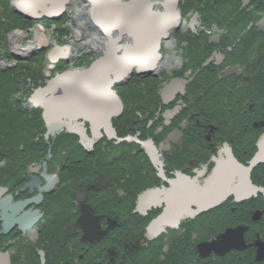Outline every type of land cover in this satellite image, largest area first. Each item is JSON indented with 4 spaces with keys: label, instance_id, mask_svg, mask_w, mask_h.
<instances>
[{
    "label": "flooded vegetation",
    "instance_id": "1",
    "mask_svg": "<svg viewBox=\"0 0 264 264\" xmlns=\"http://www.w3.org/2000/svg\"><path fill=\"white\" fill-rule=\"evenodd\" d=\"M64 20L75 23L72 41L52 77L62 68H85L96 57L82 47L85 30L92 31V25L81 0H70ZM49 23L35 24L29 32L40 26L49 27L48 36L55 28L65 32L63 24ZM202 36L191 28L179 31L161 47L154 74L134 75L116 87L124 111L112 120L113 137L103 128L96 139L86 122V135L95 141L91 147L81 144L77 134H60L77 143L75 155L52 150L0 159V264H264V252L255 246L264 243V163L250 174L255 192L240 187L236 177L237 189L247 193L240 201L221 186L225 177L216 172L229 165V150L240 165L250 167L259 154L264 122L250 121V107L239 108V122L218 119L219 89L227 84L232 94L247 93L251 78L239 66L230 67H238L241 74L223 77L228 66L216 73L226 51L220 42L204 43ZM183 37L194 43L180 42ZM49 40L42 53L47 67L41 83L47 82L49 54L63 46L55 34ZM189 45L195 49L191 56L184 51ZM204 54L208 56L200 69L196 66ZM173 81L180 87L164 99L162 92ZM203 85L208 92L202 91ZM233 85L238 87L233 90ZM258 97L264 99V94ZM121 132L128 135L120 137ZM72 182L74 186L65 187ZM31 183L33 192L27 188ZM40 188L48 190L40 194ZM148 191L160 196L141 209L139 198ZM207 193H216L215 203L199 209ZM175 199L191 206L152 231L159 217L171 214ZM238 228L244 229L243 249L223 237Z\"/></svg>",
    "mask_w": 264,
    "mask_h": 264
},
{
    "label": "water",
    "instance_id": "2",
    "mask_svg": "<svg viewBox=\"0 0 264 264\" xmlns=\"http://www.w3.org/2000/svg\"><path fill=\"white\" fill-rule=\"evenodd\" d=\"M85 1L93 29L107 39L105 49L88 68L69 69L52 77L51 72L61 59L60 55H66L68 50V47L57 46L48 57L51 66L46 76V85L36 89L28 99V103L29 110L34 108L42 110V118L46 126L45 139L55 138L64 131H68L79 135L81 144L85 147H91L95 141L88 139L84 124L86 122L91 124L96 139L101 137V129L104 128L108 133L112 128V120L119 118L124 111L121 98L116 93V87L128 84L134 75L146 78L154 74L161 63L159 52L162 44L171 41L177 31H185L186 27L196 32L195 27L199 25V21L197 13L189 22L183 18L182 0ZM250 1L242 0L243 8L247 7ZM68 3L69 0H15L12 2L11 9L28 21H39L43 18L59 21ZM42 31V37L36 41L32 50L24 56L13 55L17 61H26L46 51L49 40L45 30L42 29ZM236 73L241 74V70L237 67L228 68L223 73V77ZM179 87L180 84L177 81L171 82L163 90V98L173 96ZM171 116L172 112H168L166 118L169 119ZM258 148L259 154L251 162L250 167L240 165L229 150L227 152L229 165H225V169L219 168L216 171L218 177H225V182L221 186L231 189L230 194H236L238 201L242 200L247 193L238 190L234 181L238 177L240 187H245L247 192L254 190L250 174L256 165L264 163V136ZM32 186L31 183L27 185V188L31 187L33 192ZM47 190L39 189L40 194ZM201 190L199 189V192L203 193ZM159 196V193L155 191H148L140 196L141 209L147 208V205L157 200ZM179 202L186 203L175 199L171 214L159 217L154 222L152 231H159L169 219L168 217L175 214L174 217L179 218V211L186 213L191 206L179 205ZM214 203L212 200H204L198 206L199 209L206 210ZM243 231V228H238L223 237L231 238V242L236 241L235 248L243 249ZM255 246L260 247L261 252H264V243L257 242Z\"/></svg>",
    "mask_w": 264,
    "mask_h": 264
},
{
    "label": "trees",
    "instance_id": "3",
    "mask_svg": "<svg viewBox=\"0 0 264 264\" xmlns=\"http://www.w3.org/2000/svg\"><path fill=\"white\" fill-rule=\"evenodd\" d=\"M10 1L0 0V61L13 60L8 51V36L16 30L26 31L32 25L12 12ZM183 6L186 9L184 12L188 9L198 11L205 27L216 25L227 32L226 36H222L220 43L226 51L227 59L216 73L219 74L227 66H239L244 74L251 78L247 93L240 92L241 97L235 92L232 94L227 84L219 89L221 91L217 97L218 119L228 120V117L229 120L239 122L237 117L242 108L250 107V121L254 119L264 122V99L258 97L259 93L264 94V31L257 29V24L264 17V0H253L245 10L241 8L240 0H184ZM204 35L201 41L207 43L208 37ZM227 47H230L231 51H227ZM184 51L191 56L195 51L194 45H189ZM207 56H201L196 67L201 69ZM38 60L36 57L30 62L37 63ZM26 63L0 69V159L30 153L46 155L49 149L72 155L79 153L77 143L66 135L57 137L55 141L50 139L47 143L44 139L46 128L41 116L42 111L39 109L29 113L24 108L33 90L43 85L42 75H32L29 70L31 66ZM208 70L203 72L208 73ZM228 79L218 80L217 86L220 87ZM204 80L202 79V82ZM236 87L233 85L232 89L235 90ZM208 88L203 85L202 91L208 92Z\"/></svg>",
    "mask_w": 264,
    "mask_h": 264
},
{
    "label": "rangeland",
    "instance_id": "4",
    "mask_svg": "<svg viewBox=\"0 0 264 264\" xmlns=\"http://www.w3.org/2000/svg\"><path fill=\"white\" fill-rule=\"evenodd\" d=\"M13 1L14 0H11L10 2H13ZM184 7L185 6H183V13H184V15H186V13H187V15L190 16L192 13L195 12L192 9H188V11L184 12V10H186ZM188 16H187V18H188ZM62 24H63V26H65L64 29H65V32H67V33H65V32L64 33H59V32H57L56 35H57V37L59 38V40L63 44L70 45V43L72 41V34H73V33H71L72 31H70V30L74 29L75 23H73V22L70 23V22L64 21V22H62ZM257 25L260 26L261 28H264V17H263V19ZM73 31H75V30H73ZM85 32H86V35L87 36L93 37V33H92L91 29L87 28L85 30ZM55 33H56V30H55ZM21 34L22 35H18L20 37L14 35V34L12 35V37L10 36V39H9L10 40V43H9V51H10V53H15V54H18L19 55L21 53L20 52L21 50L22 51H28V50L34 48L36 41L39 39V37L42 36V32H40L39 30H35V31L31 32V33L30 32H28V33L24 32V34H23V32H21ZM53 35L49 34V37L52 38ZM185 41H187L188 43H192L190 40H185ZM171 44H172V47H173V43H171ZM173 52H174L173 54L175 56L177 54L176 53V50H174ZM36 57L39 58V60H38L37 63H35V62H32L31 63L30 62V63H26V65L27 66H31V68H29V70L31 71V74L32 75H36V74L37 75L38 74L39 75H43V73H44V71L46 70V67H47V62H46V60L44 58L45 57V54L44 55L43 54H40V55L34 56V58H36ZM41 60H42V65H41ZM12 62H14V61H12ZM171 64L173 65L174 63L171 62ZM68 68H72V67H68ZM60 70H65V68H62ZM121 133L122 134H120V137H122V136L125 137L126 135H128L127 133H124V132H121ZM74 183L75 182L66 184L65 187L66 188L72 187V186H74ZM226 224H227V222L224 223L222 226L218 227L217 230L218 231L219 230H222L224 228V225H226Z\"/></svg>",
    "mask_w": 264,
    "mask_h": 264
},
{
    "label": "bare ground",
    "instance_id": "5",
    "mask_svg": "<svg viewBox=\"0 0 264 264\" xmlns=\"http://www.w3.org/2000/svg\"><path fill=\"white\" fill-rule=\"evenodd\" d=\"M184 26H185V24H184ZM84 45L82 46V47H84V48H89V49H91V48H98L99 47V45H100V43H99V39H95L94 37H88V36H84ZM169 43H167V45H168ZM215 196H216V193H207V194H202V199L204 198V199H207V200H212V199H215Z\"/></svg>",
    "mask_w": 264,
    "mask_h": 264
}]
</instances>
